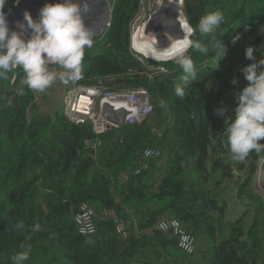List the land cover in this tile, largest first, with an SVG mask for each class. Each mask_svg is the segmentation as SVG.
Listing matches in <instances>:
<instances>
[{
  "label": "trees",
  "instance_id": "1",
  "mask_svg": "<svg viewBox=\"0 0 264 264\" xmlns=\"http://www.w3.org/2000/svg\"><path fill=\"white\" fill-rule=\"evenodd\" d=\"M142 1H111L110 26L85 49L82 78L73 84L146 89L154 106L148 122L99 137L90 127L70 125L64 115L44 114L36 91L21 83L22 69L0 77V264H11L22 242L32 246L25 264H264V200L254 191L264 158L251 152L242 162L232 160L224 130L238 103L230 94L248 84L241 69L253 61L245 58V48L264 50V0H186L192 39L210 51L205 56L191 49L197 78L186 83L183 99L174 93L176 83H183L175 61L143 65L133 55L131 25ZM15 2L7 0L4 8ZM210 10L223 12L224 20L213 34L202 35L196 25ZM182 24L188 36L187 23ZM236 36L240 40L233 45ZM219 39L227 53L214 67L212 45ZM134 48L153 60L172 56V50L142 41L141 34ZM263 55L254 52L257 61ZM159 65L169 74L154 76L151 68ZM21 87L23 96L17 94ZM53 134L79 152L68 172L63 171L68 153ZM142 149L160 150L162 158L143 160L137 156ZM227 182L237 189V200L249 201L250 210L235 221L227 219ZM85 203L97 212L98 231L92 237L79 234L74 221ZM106 211L128 224L127 240L103 217ZM163 219L178 220L196 237L194 255L158 229ZM21 221L24 228L17 231ZM36 223L43 230L34 233Z\"/></svg>",
  "mask_w": 264,
  "mask_h": 264
},
{
  "label": "clouds",
  "instance_id": "2",
  "mask_svg": "<svg viewBox=\"0 0 264 264\" xmlns=\"http://www.w3.org/2000/svg\"><path fill=\"white\" fill-rule=\"evenodd\" d=\"M6 3L7 0H0V77H6L8 72L20 68L23 72L22 85L38 92L45 91L56 80L64 84L79 81L82 78L85 49L92 48L94 43L93 32L85 25L81 15L82 11H89V0H83L82 5L79 0L46 3L40 8L38 19H34L30 12L25 11L23 21H17L15 25L19 31L11 30L9 27L8 16L4 11ZM16 3L18 4L19 0H16ZM223 20V12L210 10L200 16L196 29L202 35L213 34ZM186 23L188 36L185 32L182 36H169L167 41L169 47L165 49H160L155 42L159 50H172V56L157 63L175 61L182 69L183 83H176L174 87L175 95L181 99L185 96L186 83L197 78L196 66L189 55L191 49L205 56L210 51L208 45L192 39L194 28L187 21ZM29 31L30 38L25 39L23 34ZM239 40V36L234 37L232 44L235 45ZM212 46L217 50L214 60L216 67L227 50L222 46L220 39L214 40ZM258 50L264 51L255 46L245 48V58L253 61L241 69L248 84L237 97L238 103L233 109L234 119L229 117L225 120L227 145L233 160L237 162L244 161L251 152L257 156H264V143L260 142L264 140V71H260L259 74L257 72L258 68L264 67V59L256 60L254 52ZM50 65H56L61 70L51 69ZM158 67L163 66L154 68ZM237 82L235 78L231 81L233 85ZM17 94L23 96L24 88H18ZM159 103L161 107H166L163 100ZM224 111L216 110L221 116ZM212 133L209 129L210 138ZM23 228L22 221L16 224L17 231ZM42 230L39 223L31 226L34 233ZM31 252V244L22 242L19 251L12 255L11 264H25Z\"/></svg>",
  "mask_w": 264,
  "mask_h": 264
},
{
  "label": "built area",
  "instance_id": "3",
  "mask_svg": "<svg viewBox=\"0 0 264 264\" xmlns=\"http://www.w3.org/2000/svg\"><path fill=\"white\" fill-rule=\"evenodd\" d=\"M111 1L114 0H108L111 9H113ZM21 2L22 0H19L18 4L15 2L13 5L4 8L9 21L15 16ZM144 2L145 0L142 1L140 11L131 25V48L136 53L133 54L134 57L143 65H147L146 57L134 48V41L138 35L133 34L139 21L142 19V12V15L145 14L144 7L146 8V5ZM172 2L174 0H168L167 7ZM177 4L181 8L182 21L186 22L184 14L186 0H177ZM158 5L160 10L167 8L161 9L163 1H159ZM154 13L151 14V18ZM147 25L148 23L143 29L139 30V33L145 31ZM167 73L168 70L163 67L154 68L153 71L154 76ZM230 95L238 97L239 94L231 93ZM64 104V117L70 125L90 127L95 135L99 137L112 130H119L126 126L142 125L148 122L154 113L152 98L144 88L127 90L125 88L106 87L102 84L95 86L74 85L73 89L66 96ZM137 156L143 160H159L162 158V153L160 150L142 149L137 152ZM141 168L148 169V166L142 165ZM137 174H141V169L137 171ZM103 217L115 223L116 232L121 239L127 240L130 237L128 224L116 213L106 211ZM74 221L79 234L82 236L92 237L97 234V212L90 204L85 203L80 206L74 217ZM158 229L166 234H171L177 240L178 248L182 252L188 255H194L197 252L198 241L196 237L178 220L163 219L159 222Z\"/></svg>",
  "mask_w": 264,
  "mask_h": 264
},
{
  "label": "water",
  "instance_id": "4",
  "mask_svg": "<svg viewBox=\"0 0 264 264\" xmlns=\"http://www.w3.org/2000/svg\"><path fill=\"white\" fill-rule=\"evenodd\" d=\"M62 2V0H22L20 6L16 10L15 16L9 21L11 30H17L15 25L17 21H23V13L28 11L34 19L39 18V10L46 3ZM82 2L83 0H79ZM85 25L93 32V39L101 37L109 28L111 23L112 9L108 0H89V11L81 12ZM181 15V8L174 0L169 7L158 11L152 17L146 28V32L150 33L149 38H155L160 49L168 48L167 41L169 36L178 37L184 35V26ZM158 31V33H153ZM164 33L166 35L164 36ZM25 39L30 38L31 32L23 34ZM53 140L60 144L68 153L67 164L64 172L70 171L74 161L79 157V152L75 150L71 144L61 136L53 134Z\"/></svg>",
  "mask_w": 264,
  "mask_h": 264
},
{
  "label": "rangeland",
  "instance_id": "5",
  "mask_svg": "<svg viewBox=\"0 0 264 264\" xmlns=\"http://www.w3.org/2000/svg\"><path fill=\"white\" fill-rule=\"evenodd\" d=\"M159 1H163V6L161 7V9L168 6V0H145V2H144V4L146 5V8L144 7L145 14L142 15L143 14V12H142V14H141L142 19L139 21L138 25L136 26L135 30L133 31V34H137V35L141 34L142 41H145V42L146 41H149V42L152 41L156 47H157V44L155 43L156 39L155 38H149L150 33H147L146 29H145V31H142L140 33H139V30L143 29L147 23L148 24L150 23L148 21L151 18L150 17L151 14H153L154 12L157 13L158 11H160V7L158 5ZM147 26H146V28H147ZM156 32L158 33V31H153V33H156ZM193 32H195V31H193ZM165 35H166V33H164V36ZM257 47H258V45H257ZM132 52H133V54H136L134 50H132ZM260 59H264V55L261 56ZM151 70H154V68H151ZM57 71H60V70H57ZM73 83H75V82H69L68 84H64V83L60 82L59 80H56L45 91H43V92L36 91L37 96H38L37 103H38V107L41 109V111L44 114L49 115L50 117L55 116L57 113L64 115L65 98L70 93V91L73 89L74 85H79V84H73ZM151 119H152V117H151ZM230 158L233 160L231 153H230ZM263 158H264V156H263ZM224 189L226 190L224 198L227 200V202L229 204V209L227 211V219H228V221H235V220H237L238 217L243 215V213L248 209L247 205H248L249 201L247 199H244L243 202L241 200H237V195H238L237 189H235V187H233V183H231V182H227L226 185L224 186ZM254 191L257 195L260 194L259 196L263 197V200H264V166L262 167V169L260 170V172L258 174V180H257L256 186L254 187ZM248 210H250V209H248Z\"/></svg>",
  "mask_w": 264,
  "mask_h": 264
},
{
  "label": "bare ground",
  "instance_id": "6",
  "mask_svg": "<svg viewBox=\"0 0 264 264\" xmlns=\"http://www.w3.org/2000/svg\"><path fill=\"white\" fill-rule=\"evenodd\" d=\"M168 53H170V52H168ZM142 55H144L146 58H149L150 60H153L152 58H150L147 54H145V53H141ZM154 61H162V60H154Z\"/></svg>",
  "mask_w": 264,
  "mask_h": 264
}]
</instances>
